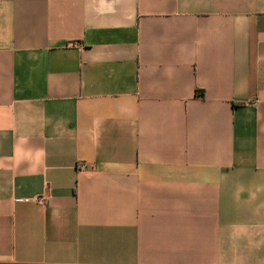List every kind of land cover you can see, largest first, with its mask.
Here are the masks:
<instances>
[{
    "label": "crops",
    "instance_id": "crops-1",
    "mask_svg": "<svg viewBox=\"0 0 264 264\" xmlns=\"http://www.w3.org/2000/svg\"><path fill=\"white\" fill-rule=\"evenodd\" d=\"M0 264H264V0H0Z\"/></svg>",
    "mask_w": 264,
    "mask_h": 264
},
{
    "label": "built area",
    "instance_id": "built-area-1",
    "mask_svg": "<svg viewBox=\"0 0 264 264\" xmlns=\"http://www.w3.org/2000/svg\"><path fill=\"white\" fill-rule=\"evenodd\" d=\"M81 168H83L82 165H80V169H81ZM36 201H37L38 203H40V202H41V199H37Z\"/></svg>",
    "mask_w": 264,
    "mask_h": 264
}]
</instances>
